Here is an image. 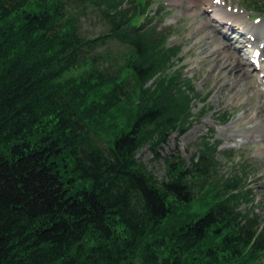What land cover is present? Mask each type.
<instances>
[{"label": "trees", "instance_id": "16d2710c", "mask_svg": "<svg viewBox=\"0 0 264 264\" xmlns=\"http://www.w3.org/2000/svg\"><path fill=\"white\" fill-rule=\"evenodd\" d=\"M74 1L0 0V264H264L252 192L219 177L216 145L164 157L162 180L138 157L191 116L175 85H146L162 34L132 32L119 0ZM89 6L105 36L83 34ZM109 36L127 51L104 58Z\"/></svg>", "mask_w": 264, "mask_h": 264}, {"label": "rangeland", "instance_id": "374dc122", "mask_svg": "<svg viewBox=\"0 0 264 264\" xmlns=\"http://www.w3.org/2000/svg\"><path fill=\"white\" fill-rule=\"evenodd\" d=\"M239 4L242 6L243 1L239 0ZM172 12L168 15L172 21H176V8H171ZM170 9V10H171ZM163 12L164 11L163 9ZM96 12L92 9V7L88 8V12L85 17H83L81 24H82V31L85 35L88 37H94L98 36L100 32L105 31V25L103 22L99 21L95 17ZM181 17L180 14L177 15V18L179 19ZM195 18H186L183 20V25H180V21L177 23H167V25H171L174 27H177L180 29V32L183 31L180 35L176 36L173 39V42H176L177 40L185 45V52L188 51L187 54V60L189 62H192V65H196L194 68L199 71V68L205 67L206 70L204 73L206 78H202L201 81H197L198 87L203 88L206 83H211L212 79H215L216 77H219L221 75L217 74L216 72L210 71L212 68L208 64V61L210 63L212 61H215L217 58H212L214 55L210 56V59H204L201 61V57L204 58V55L207 54L206 52L208 47H212L215 45V42L212 43V45H206L205 40H202L199 45L196 44L197 41L203 39V32L198 30V23H195ZM201 22V21H200ZM181 27H179V26ZM188 26L191 30L188 29ZM203 31H209L207 27L202 29ZM110 48L114 50L115 52L122 53L127 51V47L120 46L116 43H112L110 45ZM194 63V64H193ZM214 64V62H213ZM191 66V65H190ZM189 66V67H190ZM192 67V66H191ZM190 67V68H191ZM193 68H191V72H193ZM222 78V77H221ZM220 82V80H219ZM230 88L227 89L228 93L226 96H223L221 94L219 95H213V103L220 105L219 110L220 111H226L230 110V112H235L236 109L233 107L235 102L239 99L241 100V92L235 93V96L229 97L230 95ZM221 91V90H220ZM259 105V103H258ZM244 107V105H243ZM258 107V106H257ZM242 108V110H238L233 117L227 122L222 123L220 122L217 117L209 112L207 113L203 119L198 120L197 122L193 123V125L188 128L183 133L175 132L173 133L168 141L166 143H160L156 150L150 146V144H146L143 146L139 151V156L141 161L145 163L148 168L160 179L162 180L168 173V165L167 162L163 159V157L170 156L172 153L176 152L179 154L184 160L187 162L190 161L193 154L197 152L199 148V144L197 140L200 136L205 135L206 133H209V129H212L214 132V128L217 129L215 132V137L213 139H222V147L223 148H229L233 147L238 152H241V154L244 156L243 161H247L252 168L251 175L249 177L250 186H252L253 191L255 193V203L257 204L255 210L258 214L264 213V145L263 143L259 144H250V143H241L237 141V137H230L232 136L236 131H240V133H244L245 131L253 130L252 124H254L257 119L256 115H249V114H255V108ZM262 112V109H261ZM264 115V112L262 113ZM251 122V123H250ZM258 132H264V125L261 128H257ZM259 151H262V153H259ZM174 156V155H173ZM216 159L218 160V169L220 174H225L226 176H230L232 174V171L234 170L235 164H230L226 162V159L221 156L220 154L216 155ZM247 207V206H246ZM245 205H242V209H246Z\"/></svg>", "mask_w": 264, "mask_h": 264}]
</instances>
